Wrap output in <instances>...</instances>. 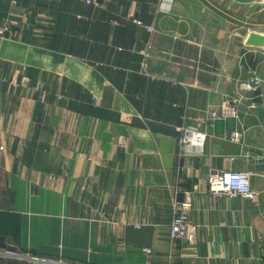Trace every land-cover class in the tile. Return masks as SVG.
Masks as SVG:
<instances>
[{
    "label": "crops",
    "instance_id": "1",
    "mask_svg": "<svg viewBox=\"0 0 264 264\" xmlns=\"http://www.w3.org/2000/svg\"><path fill=\"white\" fill-rule=\"evenodd\" d=\"M161 1L0 0V264H264L254 3ZM221 171L255 195H210ZM186 198L192 247L170 238Z\"/></svg>",
    "mask_w": 264,
    "mask_h": 264
},
{
    "label": "built area",
    "instance_id": "2",
    "mask_svg": "<svg viewBox=\"0 0 264 264\" xmlns=\"http://www.w3.org/2000/svg\"><path fill=\"white\" fill-rule=\"evenodd\" d=\"M90 3V2H89ZM173 0H167L164 2L161 11L171 12ZM148 32L153 33L154 29L151 26H146ZM6 32V31H5ZM0 31V34L5 33ZM182 134V143H184L187 148L196 149L192 141L194 136L197 134V130L192 127H183L179 129ZM237 137L238 134H234ZM251 174L246 171H236V172H215L210 174L208 179V190L209 193L214 197H241L250 198L253 197L254 191L251 184ZM192 211V200L186 198L183 201H176L175 203V216L170 229V238L174 245L179 242L186 244L188 247H192L196 242V236L198 231V226L194 224L191 218ZM175 241H179L175 243ZM34 259V258H33ZM36 260V259H35ZM38 262V260H37ZM44 263H46L43 260Z\"/></svg>",
    "mask_w": 264,
    "mask_h": 264
},
{
    "label": "rangeland",
    "instance_id": "3",
    "mask_svg": "<svg viewBox=\"0 0 264 264\" xmlns=\"http://www.w3.org/2000/svg\"><path fill=\"white\" fill-rule=\"evenodd\" d=\"M84 2L87 4V5H93V6H97L100 4V0H84ZM90 2V3H89ZM164 2L165 1H161L159 6L157 7V10L158 8L161 9V7H163L164 5ZM264 2L263 1H260V3H254L251 11L249 12L248 16H250L248 18V21H249V27L252 29V31H255V35H258V36H261L264 38ZM245 19V18H243ZM153 29L154 27L151 26ZM147 30V28H146ZM148 31V30H147ZM155 31V29H154ZM154 33V32H153ZM153 33H150L149 34H153ZM253 34V33H252ZM249 37V35H248ZM248 37L246 38V41L245 43L247 42L248 40ZM257 44L256 46H249L250 48H254V49H257L258 51H260L259 53H257L258 55H260V61H264V41H261V40H256ZM246 45V44H245ZM263 64V63H261ZM258 68V66H257ZM254 81L250 83V85L248 87H250V90L249 92H252V94H254V96L256 98H258L256 101H253L255 103H250V104H257V102L260 100V97H258L260 95V93L258 92V89L260 88V86L263 85V81H262V78L259 76L258 74V70L255 69L254 71ZM243 95V94H242ZM245 98L244 97H240L239 98V104H242L243 103V100ZM183 128V127H182ZM181 129V128H180ZM180 131V130H179ZM181 132V131H180ZM182 133V132H181ZM234 134L236 133H233L232 137L230 140H232L233 142H239V138L237 139V137H234ZM250 173V172H249ZM251 174V173H250ZM252 176V174H251ZM209 179V178H208ZM208 193H209V190H208ZM210 194V193H209ZM211 195V194H210ZM225 197V196H223ZM229 198V197H228ZM179 242V241H178ZM177 241H175V243H178ZM178 244H183L181 242H179ZM196 244V242H195ZM194 244V245H195ZM177 245V244H176ZM193 245V246H194ZM147 253H151V250H146Z\"/></svg>",
    "mask_w": 264,
    "mask_h": 264
},
{
    "label": "water",
    "instance_id": "4",
    "mask_svg": "<svg viewBox=\"0 0 264 264\" xmlns=\"http://www.w3.org/2000/svg\"><path fill=\"white\" fill-rule=\"evenodd\" d=\"M233 1L238 3V4H242V5L252 4V3L260 2V1L264 2V0H233ZM256 40L264 41V38L261 36L255 35V34H250L248 37V40L246 42V45L254 47L257 44H259L256 42Z\"/></svg>",
    "mask_w": 264,
    "mask_h": 264
}]
</instances>
